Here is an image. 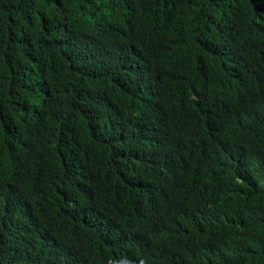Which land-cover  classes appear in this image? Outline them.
I'll return each mask as SVG.
<instances>
[{"label": "trees", "instance_id": "16d2710c", "mask_svg": "<svg viewBox=\"0 0 264 264\" xmlns=\"http://www.w3.org/2000/svg\"><path fill=\"white\" fill-rule=\"evenodd\" d=\"M264 264V0H0V264Z\"/></svg>", "mask_w": 264, "mask_h": 264}, {"label": "clouds", "instance_id": "9594fccd", "mask_svg": "<svg viewBox=\"0 0 264 264\" xmlns=\"http://www.w3.org/2000/svg\"><path fill=\"white\" fill-rule=\"evenodd\" d=\"M122 264V263H121Z\"/></svg>", "mask_w": 264, "mask_h": 264}]
</instances>
